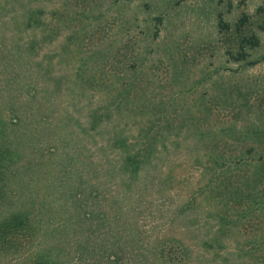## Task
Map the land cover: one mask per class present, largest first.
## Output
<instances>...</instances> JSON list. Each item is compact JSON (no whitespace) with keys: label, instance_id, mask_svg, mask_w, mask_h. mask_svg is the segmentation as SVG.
I'll use <instances>...</instances> for the list:
<instances>
[{"label":"rangeland","instance_id":"rangeland-1","mask_svg":"<svg viewBox=\"0 0 264 264\" xmlns=\"http://www.w3.org/2000/svg\"><path fill=\"white\" fill-rule=\"evenodd\" d=\"M242 14L254 64L226 52ZM263 21L264 0H0V222L28 218L0 264H264ZM135 104L174 132L132 177L107 140L140 137Z\"/></svg>","mask_w":264,"mask_h":264},{"label":"trees","instance_id":"trees-1","mask_svg":"<svg viewBox=\"0 0 264 264\" xmlns=\"http://www.w3.org/2000/svg\"><path fill=\"white\" fill-rule=\"evenodd\" d=\"M155 19L159 22H162L160 16H156ZM248 22V15L242 14L238 17V20L234 24V28L229 29L231 24L228 21L222 19V17H218L217 26L219 27V29H229L227 31H229L230 34L235 36V48H233V50L228 48L226 51L232 56L231 58L234 60L247 61L248 64H254L259 59H248L251 56L249 50L259 46L260 36L253 31H251L250 33L246 32L245 26ZM258 27L261 30H264V21L259 22ZM154 34L156 36L157 30L154 32ZM84 64L85 63H81L76 68L77 80L79 81V83H77L81 88L84 87V82H93L94 80H87V77H84L82 75L85 70L84 66L86 65ZM124 70L126 72L127 69ZM121 88L123 89V91L117 93V95L112 101L113 103H108L107 105L91 109L92 114L88 116V119L95 121V125L92 128L96 129V127L100 126L104 121H112V114L116 112L122 113V110L126 105L125 102H128L130 98L128 95H125V89L123 87ZM130 100L133 101L134 99ZM133 106L137 107L139 115H148V117H150V124L146 126L145 124L141 125L142 128L139 130L140 137L136 138L133 144H130V141L127 138H118V136L116 137L117 134L115 135V137H109L107 142L114 151L120 152V157H122L124 162L120 166L127 167L131 173V176L136 177L138 172L141 170L143 164L149 163L152 159L157 156L159 152H161L163 149H167L168 141L171 139L170 136H172L174 131L171 125H158L156 127V122L159 121V119L162 120L163 118H166L168 115V111H165L164 109H158L153 111L151 107H146L144 104H135ZM125 108H127V110L130 109L127 106ZM128 112L130 113L131 111ZM184 126L185 125H183V127ZM183 127L180 125L177 128L178 131H175V136L179 135L178 132L182 130ZM100 145L103 146L102 143ZM8 164V162H3V160L0 161V181L4 180V173L7 169L6 166ZM0 197H2V194H0ZM27 224L28 218L22 213L14 211L8 217L3 219V221L0 222V233H7L10 231L11 228H15L17 226L25 228ZM203 244L204 246H212V241L206 239L203 241ZM38 264L42 263L39 262Z\"/></svg>","mask_w":264,"mask_h":264}]
</instances>
